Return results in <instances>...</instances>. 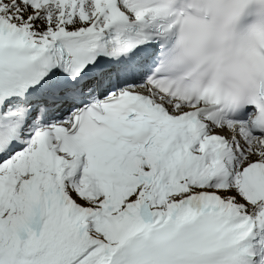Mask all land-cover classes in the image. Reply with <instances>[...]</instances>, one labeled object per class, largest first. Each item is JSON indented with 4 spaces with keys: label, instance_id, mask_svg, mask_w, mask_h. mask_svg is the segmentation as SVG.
<instances>
[{
    "label": "snow or ice",
    "instance_id": "1",
    "mask_svg": "<svg viewBox=\"0 0 264 264\" xmlns=\"http://www.w3.org/2000/svg\"><path fill=\"white\" fill-rule=\"evenodd\" d=\"M159 0H0V264H264V89L159 71Z\"/></svg>",
    "mask_w": 264,
    "mask_h": 264
}]
</instances>
